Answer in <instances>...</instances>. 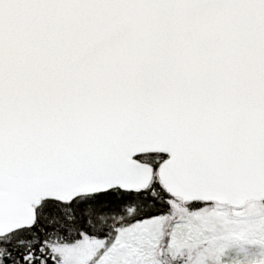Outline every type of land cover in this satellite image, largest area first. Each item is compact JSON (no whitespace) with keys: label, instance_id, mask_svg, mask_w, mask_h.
I'll return each instance as SVG.
<instances>
[{"label":"snow or ice","instance_id":"snow-or-ice-1","mask_svg":"<svg viewBox=\"0 0 264 264\" xmlns=\"http://www.w3.org/2000/svg\"><path fill=\"white\" fill-rule=\"evenodd\" d=\"M0 264H264V0H0Z\"/></svg>","mask_w":264,"mask_h":264}]
</instances>
